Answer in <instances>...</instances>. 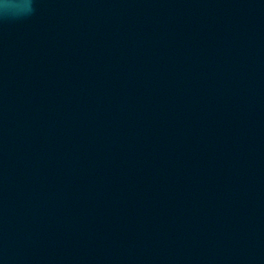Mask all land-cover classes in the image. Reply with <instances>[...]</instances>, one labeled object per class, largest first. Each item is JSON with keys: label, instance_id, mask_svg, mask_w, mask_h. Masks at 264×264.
<instances>
[{"label": "water", "instance_id": "obj_1", "mask_svg": "<svg viewBox=\"0 0 264 264\" xmlns=\"http://www.w3.org/2000/svg\"><path fill=\"white\" fill-rule=\"evenodd\" d=\"M24 2L0 264H264V0Z\"/></svg>", "mask_w": 264, "mask_h": 264}, {"label": "clouds", "instance_id": "obj_2", "mask_svg": "<svg viewBox=\"0 0 264 264\" xmlns=\"http://www.w3.org/2000/svg\"><path fill=\"white\" fill-rule=\"evenodd\" d=\"M18 6L22 7L23 11L26 14H31L34 11L33 0H25V2L22 5H18ZM8 7H9L8 4L3 5L4 11H6L8 9Z\"/></svg>", "mask_w": 264, "mask_h": 264}]
</instances>
